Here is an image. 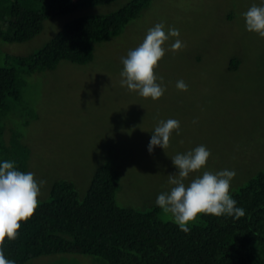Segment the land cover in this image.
<instances>
[{
    "label": "rangeland",
    "instance_id": "374dc122",
    "mask_svg": "<svg viewBox=\"0 0 264 264\" xmlns=\"http://www.w3.org/2000/svg\"><path fill=\"white\" fill-rule=\"evenodd\" d=\"M130 0L86 8L47 20L43 31L26 43H0V61L7 55L28 56L48 42L62 25L85 15L112 13ZM264 0H152L122 34L96 44L93 61L85 66L61 62L53 71L26 78L20 102L0 114L4 137L15 143L16 168L34 173L41 187L38 201L48 199L51 185L70 181L80 198L88 191L96 170L112 167L118 175L116 202L124 208H158L162 221H172L155 201L173 185L168 175L178 170L172 157L200 145L210 150L207 164L190 173L187 185L203 171L234 170L229 194L264 171V38L246 30L243 13ZM164 23L180 31L186 46L165 55L155 69L166 88L158 100L121 86V58L138 47L148 30ZM238 66L230 70V61ZM188 85L177 89V81ZM160 83V80H157ZM180 122L166 149L148 152L159 121ZM199 214L195 221H199ZM26 264H102L94 257L57 254Z\"/></svg>",
    "mask_w": 264,
    "mask_h": 264
},
{
    "label": "trees",
    "instance_id": "16d2710c",
    "mask_svg": "<svg viewBox=\"0 0 264 264\" xmlns=\"http://www.w3.org/2000/svg\"><path fill=\"white\" fill-rule=\"evenodd\" d=\"M117 1L0 0V43L29 42L47 20ZM151 1L130 0L112 13L77 16L32 54L7 55L0 61V114L22 100L28 76L53 71L61 62L90 64L95 45L120 36ZM238 65L232 59L229 69ZM9 147L0 142V163L16 160L15 143ZM117 178L112 167L100 166L83 198L72 182H54L48 199L21 222L17 239L5 240V257L15 264L57 254L94 257L102 264H264V171L229 194L245 210L243 217L201 214L187 234L175 222L162 221L158 208L119 206Z\"/></svg>",
    "mask_w": 264,
    "mask_h": 264
},
{
    "label": "clouds",
    "instance_id": "9594fccd",
    "mask_svg": "<svg viewBox=\"0 0 264 264\" xmlns=\"http://www.w3.org/2000/svg\"><path fill=\"white\" fill-rule=\"evenodd\" d=\"M246 30L258 33L264 38V5L253 4L243 13ZM164 23H157L150 28L143 42L130 50L126 57H122L123 71L120 73L121 86H127L131 91H138L139 95L152 100L160 99L165 87H162L163 77H157L155 69L164 57L165 42L177 38L171 44L170 50L176 52L186 45L178 39L180 31L171 27L165 32ZM160 83H157V80ZM177 89L187 91L188 85L179 80ZM180 134V122L175 119L161 120L152 132L148 145L151 154L156 146L166 149L169 146L173 132ZM210 150L200 145L185 154L172 157V162L178 170L168 175V182L173 185L170 191L158 195L155 203L166 214H170L174 222L184 233H190V222L195 221L199 214L213 216H232L236 219L245 215V210L236 207V200L229 195L230 183L235 177L234 170L219 172L203 171L187 185L185 180L190 173H196L207 164ZM44 180L37 181L34 173L16 170L14 162L5 160L0 163V264H15L7 259L4 253L5 240H15L21 227V222L33 216L38 207V197Z\"/></svg>",
    "mask_w": 264,
    "mask_h": 264
}]
</instances>
